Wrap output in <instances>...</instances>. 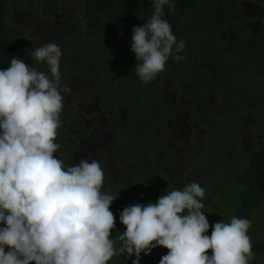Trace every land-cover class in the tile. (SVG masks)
<instances>
[{
	"label": "flooded vegetation",
	"instance_id": "flooded-vegetation-1",
	"mask_svg": "<svg viewBox=\"0 0 264 264\" xmlns=\"http://www.w3.org/2000/svg\"><path fill=\"white\" fill-rule=\"evenodd\" d=\"M73 5L50 18L35 9L32 22L39 26L28 23L24 33L31 47L54 42L63 53L61 84L68 91L54 155L65 165L99 161L104 189L119 191L118 203L150 171L180 189L195 181L224 187V197L239 192L234 179L237 187H226L230 174L264 152V0H198L192 25L180 28L184 59H171L147 84L133 73L130 48L132 27L145 22L105 21L110 37L88 35L75 20L80 0ZM24 62L47 71L38 61ZM114 203L112 239L125 230ZM146 256L141 253L140 264L148 263ZM153 259L150 264H159Z\"/></svg>",
	"mask_w": 264,
	"mask_h": 264
},
{
	"label": "clouds",
	"instance_id": "clouds-1",
	"mask_svg": "<svg viewBox=\"0 0 264 264\" xmlns=\"http://www.w3.org/2000/svg\"><path fill=\"white\" fill-rule=\"evenodd\" d=\"M151 2L150 20L131 29L133 73L145 84L170 58L183 60L185 48L162 19L174 0ZM62 55L49 42L27 51L47 71L15 56L0 69V264H108L117 255L134 256L132 264H140L141 253L158 246L169 250L159 264H250L251 221L233 216L229 223L214 222L209 236L205 189L195 181L155 202L125 206L119 213L125 230L110 238L116 217L109 209L119 191L104 189L100 162L65 165L54 155L68 91L61 84Z\"/></svg>",
	"mask_w": 264,
	"mask_h": 264
},
{
	"label": "trees",
	"instance_id": "trees-1",
	"mask_svg": "<svg viewBox=\"0 0 264 264\" xmlns=\"http://www.w3.org/2000/svg\"><path fill=\"white\" fill-rule=\"evenodd\" d=\"M12 1L14 0H0V69L9 67L13 56L22 60L31 59L27 56V51L39 47L37 43H34L31 47L29 39L11 23L9 14ZM74 1L43 0L40 3L39 11L42 16L50 18L52 12L68 7L69 3L72 4L73 8H76L73 5ZM14 2L21 4L23 1ZM174 3V9H169L167 5L164 7L162 19H166L169 22L171 30L178 40L181 39L179 38L180 36H184V32L180 31V28L184 25H192L188 21L190 19L189 14L198 6V0H174ZM80 4L81 9L75 17L76 23L81 25L80 29L89 31L88 35L105 36L107 38L110 37V34L105 29V21L120 22L124 17H133L147 22L154 11L151 0H80ZM171 59L166 64H169ZM151 172L147 173L142 185L139 184V187L131 189V191H135L131 197L119 200V203L115 200L113 205H121L115 206L116 213L122 211L119 208L136 203L155 202L158 197L165 195L167 191L180 189L175 184L161 183L158 175L150 176ZM231 174L234 175V181L240 186V191L235 194L231 191L228 197H224V187L220 191L219 188L221 186H218V189L204 183V186H201L205 189V196L202 200L204 208L202 211H204L209 220L210 227L207 233L209 236L211 235L214 222L223 220L229 223L233 216L247 218L251 221L254 218V214L264 211V152L258 153L257 156L254 155L245 167L233 171ZM232 182L226 183L229 191L231 188L237 187L232 186ZM118 237L119 234L116 232L113 239ZM251 242L253 259L250 264H264V236L256 232ZM167 251L169 250L164 247V254ZM208 251L209 253L211 252V250ZM161 257L160 255L157 257L146 256L144 257V262L150 264V262L154 261L153 258L160 260ZM112 260L110 264H117L118 262L123 264L126 261H128V264H132V258L126 255L114 256Z\"/></svg>",
	"mask_w": 264,
	"mask_h": 264
},
{
	"label": "rangeland",
	"instance_id": "rangeland-1",
	"mask_svg": "<svg viewBox=\"0 0 264 264\" xmlns=\"http://www.w3.org/2000/svg\"><path fill=\"white\" fill-rule=\"evenodd\" d=\"M14 1H23L21 4H17ZM12 1L10 5V20L11 23L16 26L20 31L26 34L28 28L27 24L39 26L36 22H31L30 15L34 13L35 9H39V0H14ZM77 1V0H75ZM74 1V2H75ZM128 43L129 40L127 39ZM257 152V151H256ZM245 167V165L243 166ZM233 174L230 175V178L228 179L229 182L233 181ZM118 199H116L117 201ZM261 213V212H260ZM260 213L254 214V218L251 220V226L248 230V235L251 238V241L254 238V234L259 232L260 235L264 236V217L260 215ZM121 233V232H120ZM155 243V242H153ZM164 247L158 246L152 250L150 254L147 256H163L165 255L163 252ZM168 252V251H167ZM166 252V254H167ZM162 253V254H161ZM119 264V263H117Z\"/></svg>",
	"mask_w": 264,
	"mask_h": 264
}]
</instances>
